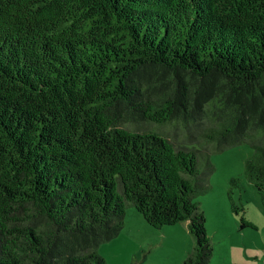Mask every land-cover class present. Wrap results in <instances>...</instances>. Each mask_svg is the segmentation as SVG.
Here are the masks:
<instances>
[{
	"label": "trees",
	"instance_id": "obj_1",
	"mask_svg": "<svg viewBox=\"0 0 264 264\" xmlns=\"http://www.w3.org/2000/svg\"><path fill=\"white\" fill-rule=\"evenodd\" d=\"M244 143L264 199V0H0V264H110L129 206L209 264L194 198Z\"/></svg>",
	"mask_w": 264,
	"mask_h": 264
},
{
	"label": "rangeland",
	"instance_id": "obj_2",
	"mask_svg": "<svg viewBox=\"0 0 264 264\" xmlns=\"http://www.w3.org/2000/svg\"><path fill=\"white\" fill-rule=\"evenodd\" d=\"M252 153L253 148L244 143L210 156L215 165L210 177L212 188L194 198L204 211L205 228L213 244L209 264H264V199L244 175L245 160ZM232 176L241 178V186L232 189L235 203L244 208L238 215L227 194ZM242 214L255 227L241 229ZM185 223L154 228L135 207H127L118 239L132 245L129 249L123 245L115 263L129 264L133 260L135 264H181L192 247Z\"/></svg>",
	"mask_w": 264,
	"mask_h": 264
},
{
	"label": "crops",
	"instance_id": "obj_3",
	"mask_svg": "<svg viewBox=\"0 0 264 264\" xmlns=\"http://www.w3.org/2000/svg\"><path fill=\"white\" fill-rule=\"evenodd\" d=\"M185 224L186 225H183V226L187 227V222ZM118 238H119V236L117 235V237L113 238L111 241L103 243L99 248L101 255L110 264H116L115 258H117L121 254L123 245H125V247H126L124 249H129V248H131L130 246L132 245V244H128V243L125 244V241L123 239H118Z\"/></svg>",
	"mask_w": 264,
	"mask_h": 264
}]
</instances>
